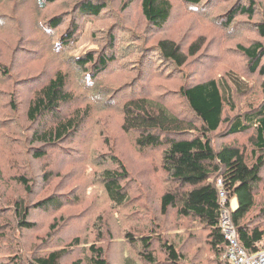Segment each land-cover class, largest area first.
<instances>
[{
	"label": "rangeland",
	"instance_id": "1",
	"mask_svg": "<svg viewBox=\"0 0 264 264\" xmlns=\"http://www.w3.org/2000/svg\"><path fill=\"white\" fill-rule=\"evenodd\" d=\"M39 1L0 0V264H16L15 257L20 256L25 264L34 256L60 249L65 251L58 264H92V244L102 248L107 264H123L130 257L137 264H146L138 258L139 247L128 242V235L138 240L151 231L174 243L183 253L185 264H216L206 229L191 218L179 216L174 208L160 213V196L174 186L161 168L162 148H138L139 133L122 130V103L133 95L152 97L173 113L189 116L180 87L216 78L230 88L235 104L232 109L226 107L227 116L264 104V76L251 72L246 57L236 50L237 44L264 43L255 30V23L262 20L261 6L252 18L239 15L226 26L223 17L239 0H210V7L202 1L203 6L182 8L172 0L170 24L154 31L146 25L138 6L122 9L123 0H106L113 10L88 18L77 15L73 0H56L45 10L39 9ZM256 1L264 5V0ZM244 3L246 0L241 1ZM54 16H60L62 23L50 28L48 22ZM111 29L115 36L110 49L116 60L96 75L95 82L79 80L76 59L87 52L96 57L108 52L103 38L104 31ZM68 31L73 32V39L61 43L60 37ZM160 37L177 42L182 50L199 38L203 44L183 67L176 69L149 51ZM260 63H264V56ZM138 68L142 69L140 75L130 81ZM58 70L67 73L68 87L75 91L71 110L90 106V113L77 135L64 144L62 149L68 152L55 148L46 157L37 158L32 153L41 149L48 153V147L32 143L36 125L28 120L27 107L33 90ZM101 91L110 94L108 104L103 102L105 97L101 99ZM227 127L224 124L210 133L213 147L218 149L223 142L235 144L244 148L247 161L253 162L251 130L224 136ZM94 151H112L128 170L127 178L121 181L127 194L124 205L107 199L98 176L102 167L92 162ZM19 174L33 185L30 192L15 180ZM260 174L255 201L264 208V167ZM48 197L61 202L59 210L38 206ZM16 204L27 206L26 220L32 227L21 226ZM231 205L232 209L237 206L236 199ZM258 211L253 210L246 221ZM55 219L58 224L50 230ZM256 222L263 226L264 217L259 216ZM155 249L161 262L165 258L161 246Z\"/></svg>",
	"mask_w": 264,
	"mask_h": 264
},
{
	"label": "trees",
	"instance_id": "2",
	"mask_svg": "<svg viewBox=\"0 0 264 264\" xmlns=\"http://www.w3.org/2000/svg\"><path fill=\"white\" fill-rule=\"evenodd\" d=\"M55 1L46 0L47 3H44L40 0L39 9L45 10L47 4ZM73 1L72 5L76 8L77 15L85 18L99 17L113 10L106 0ZM176 1L177 6L181 8L184 5L203 6L202 1H205L204 5L210 7V0ZM241 1L231 5L223 17L224 24L231 25L239 15L252 18L261 6L262 20L255 23V30L264 38V5L257 4L256 0H246L247 4H241ZM121 4L122 9L138 6L146 25L154 31L166 28L173 16L172 0H123ZM60 23L62 18L54 16L49 20L48 25L50 28H55ZM112 30L104 31L103 39L108 44V52L98 54L97 57L93 52H87L83 57L76 59L75 63L78 65L76 76L80 75L79 80L95 82L93 79L96 75L105 72L116 60L110 49L114 44L115 36ZM72 34L73 32L68 31L65 36L60 37V42L72 40ZM141 40L139 44L142 45ZM201 40L199 38L191 42L182 50L177 42L160 37L148 49L158 55L159 60H165L167 64L180 69L190 56L199 52L203 44ZM236 50L246 57L251 72L257 71L264 76V63H260L264 56L262 41H252L248 45L237 44ZM141 71L142 69L138 68L137 73L131 75L130 81L139 76ZM68 83L67 73L58 70L32 92L33 96L27 107V118L36 125L31 136L32 143L39 144L40 148L48 147V153L45 149L34 151L32 155L37 158L46 157L55 148H59V152H68L67 148L62 149L64 144L72 135H77V131L82 129V124L90 113V106L85 108L76 106L71 110L76 96L75 91L69 89ZM225 86H227L225 83L216 78H206L195 84H183L179 94L186 101L189 116L173 113L152 97L133 95L122 103V130L139 133L136 138L139 149L162 148L161 168L174 186H170V189L160 196V213L166 214L169 208H174L179 216L191 218L193 223L206 229V239L215 256L216 264H230L225 256L229 243L222 228L221 215L224 210L228 211L238 243L248 253L264 249V225L256 222L259 216L264 217V208L255 201V193L260 189V170L264 167V104L229 117L226 115V107L232 109L235 104L231 99L230 88ZM261 89L264 93V77ZM93 90L94 88H91L92 92ZM103 91L100 92L101 99L105 97L103 102L108 104L110 94L107 96ZM224 124H228L224 136L247 133L251 130L249 140L255 159L253 162L249 163L244 148L235 144L223 142L218 149L213 147L210 133L217 132ZM112 151L98 154L94 151L95 157L93 155L92 162L102 167L98 171V176L107 199L115 205L122 206L127 200V194L121 181L127 178L128 170ZM15 180L27 192L33 189V185L25 175L19 174ZM221 191L224 192L223 200L220 196ZM233 198L236 199L237 206L232 209ZM60 203L59 200L55 201V198L48 197L46 202L41 201L38 206H42L41 208L45 210L56 211L60 209ZM16 207V214L21 218V226L32 227L26 220L27 206L21 207L16 204ZM256 208L259 209V214L246 221L248 215ZM60 220H63V217H60ZM57 224L58 221L55 219L49 225V229L53 230ZM128 239V242L139 247L138 258L146 264H185L183 253L158 231H151L150 235L140 236L138 240L129 234ZM77 241L78 239L74 240ZM156 245L161 246V253L165 257L161 262L155 256ZM90 250L93 253L92 264H107L102 248L92 244ZM64 251L65 249H60L43 256H34L25 264H58ZM14 262L23 264L21 256L15 257ZM123 264H137V262L135 258L130 257L126 258Z\"/></svg>",
	"mask_w": 264,
	"mask_h": 264
},
{
	"label": "built area",
	"instance_id": "3",
	"mask_svg": "<svg viewBox=\"0 0 264 264\" xmlns=\"http://www.w3.org/2000/svg\"><path fill=\"white\" fill-rule=\"evenodd\" d=\"M220 184V180H218ZM222 200L224 199V192H220ZM222 228L225 238L228 241V248L225 256L230 264H264V249L254 253H248L237 241L236 232L231 226L228 211H222Z\"/></svg>",
	"mask_w": 264,
	"mask_h": 264
},
{
	"label": "crops",
	"instance_id": "4",
	"mask_svg": "<svg viewBox=\"0 0 264 264\" xmlns=\"http://www.w3.org/2000/svg\"><path fill=\"white\" fill-rule=\"evenodd\" d=\"M235 203V202H234Z\"/></svg>",
	"mask_w": 264,
	"mask_h": 264
}]
</instances>
